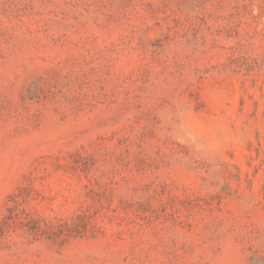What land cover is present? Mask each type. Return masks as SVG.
I'll return each instance as SVG.
<instances>
[{
    "label": "rangeland",
    "instance_id": "1",
    "mask_svg": "<svg viewBox=\"0 0 264 264\" xmlns=\"http://www.w3.org/2000/svg\"><path fill=\"white\" fill-rule=\"evenodd\" d=\"M0 264H264V0H0Z\"/></svg>",
    "mask_w": 264,
    "mask_h": 264
}]
</instances>
